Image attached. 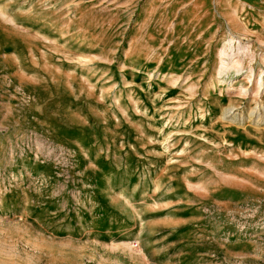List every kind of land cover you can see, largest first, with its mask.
Instances as JSON below:
<instances>
[{"label":"rangeland","instance_id":"obj_1","mask_svg":"<svg viewBox=\"0 0 264 264\" xmlns=\"http://www.w3.org/2000/svg\"><path fill=\"white\" fill-rule=\"evenodd\" d=\"M263 114L264 0H0V264H264Z\"/></svg>","mask_w":264,"mask_h":264},{"label":"crops","instance_id":"obj_2","mask_svg":"<svg viewBox=\"0 0 264 264\" xmlns=\"http://www.w3.org/2000/svg\"><path fill=\"white\" fill-rule=\"evenodd\" d=\"M73 146L79 155L78 166L81 168L83 164L84 170L82 173H86L89 169H93L92 171H99L101 174L107 175L108 172L117 171L121 166L108 158L109 149L101 148L95 138L74 139ZM105 152H107V154H105ZM99 159L104 160L105 166L100 165Z\"/></svg>","mask_w":264,"mask_h":264},{"label":"bare ground","instance_id":"obj_3","mask_svg":"<svg viewBox=\"0 0 264 264\" xmlns=\"http://www.w3.org/2000/svg\"><path fill=\"white\" fill-rule=\"evenodd\" d=\"M250 79V78H249ZM251 80V79H250ZM262 82H263V79H262V76L261 77H259V79H258V82H257V84L259 85H257L258 86V88L259 87H261L262 86ZM229 111H231V110H229ZM233 111V110H232ZM230 115V114H229ZM264 115V114H263ZM231 116V115H230ZM236 119V118H235Z\"/></svg>","mask_w":264,"mask_h":264}]
</instances>
